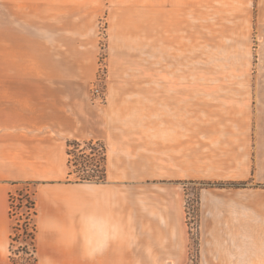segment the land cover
<instances>
[{
  "label": "rangeland",
  "instance_id": "1",
  "mask_svg": "<svg viewBox=\"0 0 264 264\" xmlns=\"http://www.w3.org/2000/svg\"><path fill=\"white\" fill-rule=\"evenodd\" d=\"M61 2L58 10L40 11L36 0L25 9L18 2L0 0V83L63 85L65 98L70 95L80 107L92 108L96 122L115 84H224L238 95L208 104L230 108L231 113L204 118L202 132L222 137L215 140L216 147L210 142L201 150L192 147L189 178L142 190L144 200L147 195L157 198L160 217H182L186 231L170 244L159 234L156 249L143 251L142 264H166L167 259L200 264L206 193L216 192L219 204L245 195L244 188L251 190L256 205L264 199V0ZM76 141L80 148L67 149L73 152L67 157L70 180L101 176L104 143ZM213 177L221 180H210ZM36 192L37 185H20L10 196L9 264H37L31 245ZM256 220L264 224V219Z\"/></svg>",
  "mask_w": 264,
  "mask_h": 264
},
{
  "label": "crops",
  "instance_id": "2",
  "mask_svg": "<svg viewBox=\"0 0 264 264\" xmlns=\"http://www.w3.org/2000/svg\"><path fill=\"white\" fill-rule=\"evenodd\" d=\"M12 1L25 9L34 0ZM36 1L40 11L58 10L62 3ZM226 87L115 84L96 122L92 108L65 98L63 85L0 83V264H9L10 196L16 184H37V264H142L143 251L156 249L159 234L168 244L175 235L184 237L182 217H160L157 198L144 200L142 190L189 178L192 147L201 150L208 142L216 147L222 134L202 132L204 118L230 110L208 107L238 97ZM76 140L104 143L103 182L70 180L67 149ZM244 191L246 196L222 204L216 192L206 193L200 264H264V224L256 220L264 219V199L256 205L251 190Z\"/></svg>",
  "mask_w": 264,
  "mask_h": 264
},
{
  "label": "trees",
  "instance_id": "3",
  "mask_svg": "<svg viewBox=\"0 0 264 264\" xmlns=\"http://www.w3.org/2000/svg\"><path fill=\"white\" fill-rule=\"evenodd\" d=\"M91 143V142H90ZM90 145H92L93 146V144H90ZM74 147V148H80V144H79V142H77V141H72V142H70V143H68V147ZM87 147H89V145L87 146ZM91 147V146H90ZM104 149V148H103ZM91 150L92 151H95V149H93V148H91ZM69 152H68V155H71V153L73 154V152H71L70 153V150H68ZM77 151H78V149H77ZM81 153H83V151H80ZM83 155V154H82ZM104 161H105V154L104 153H102V162H103V172H102V175L101 176H98V177H94V176H92V177H88V178H83V179H81L80 181H76L77 183H80V182H103L104 180H105V177H106V168H105V165H104ZM71 165V162L68 164V166H70ZM69 175L70 176H72L73 175V172H70L69 173ZM101 177V178H100ZM96 178H98V179H96ZM16 185H18V186H20V185H37L36 183H23V184H16ZM34 207H36V204H32V210H34L33 208ZM36 212V211H35ZM35 238H36V229H35V231L33 230V234H32V239H31V245H32V247H33V249H34V262L35 263H37V259H36V256H35V251H36V246H35Z\"/></svg>",
  "mask_w": 264,
  "mask_h": 264
},
{
  "label": "built area",
  "instance_id": "4",
  "mask_svg": "<svg viewBox=\"0 0 264 264\" xmlns=\"http://www.w3.org/2000/svg\"><path fill=\"white\" fill-rule=\"evenodd\" d=\"M96 93L98 94V96H100L101 94L103 95V91L101 92V89H95Z\"/></svg>",
  "mask_w": 264,
  "mask_h": 264
}]
</instances>
